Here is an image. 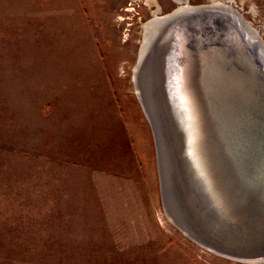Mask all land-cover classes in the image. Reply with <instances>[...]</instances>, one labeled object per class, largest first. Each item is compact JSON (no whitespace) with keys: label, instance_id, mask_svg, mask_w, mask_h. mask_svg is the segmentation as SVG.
<instances>
[{"label":"rangeland","instance_id":"obj_1","mask_svg":"<svg viewBox=\"0 0 264 264\" xmlns=\"http://www.w3.org/2000/svg\"><path fill=\"white\" fill-rule=\"evenodd\" d=\"M150 1L0 0V264H264L171 221L134 81L156 10L220 1L264 41V0Z\"/></svg>","mask_w":264,"mask_h":264},{"label":"water","instance_id":"obj_2","mask_svg":"<svg viewBox=\"0 0 264 264\" xmlns=\"http://www.w3.org/2000/svg\"><path fill=\"white\" fill-rule=\"evenodd\" d=\"M185 7L191 9L184 8L183 12L171 16L174 11L164 17L166 20L136 65L137 93L155 138L163 206L171 221L202 246L241 261L264 262V209L253 214L245 212L247 205L241 207L229 199L228 182L213 169L212 178L207 176L198 164L201 159L187 152L191 137L184 143L188 135L182 131L194 129L185 126L192 107L187 106L179 92L182 84L195 92L194 84L197 87L203 80L198 69L201 62L189 66L193 56L217 49L223 51L221 58L233 59L234 79L241 81L235 87L239 93L235 104L239 116L245 117L247 128L254 134L253 146L259 154L258 160L264 164V41L232 5ZM176 34L183 40L178 47L167 49ZM236 41H240L247 63L254 70L237 62ZM183 66L186 67L177 78L179 72L175 74V71ZM186 96L191 100V95ZM182 106L188 120L176 114L183 112ZM203 164L209 165L205 160ZM261 189L264 193V181Z\"/></svg>","mask_w":264,"mask_h":264},{"label":"bare ground","instance_id":"obj_3","mask_svg":"<svg viewBox=\"0 0 264 264\" xmlns=\"http://www.w3.org/2000/svg\"><path fill=\"white\" fill-rule=\"evenodd\" d=\"M151 2H154V0H151ZM212 3H214L212 5H218L222 2L212 1ZM188 5L179 6L171 16L183 12L182 10L191 9L185 7ZM166 18L159 16L156 10L154 18L144 25V41L141 53L145 51L148 42L151 41L154 33ZM253 33L257 35V32L253 31ZM172 39L175 41L168 45L167 49L170 46L178 47V44L183 40L178 34L174 35ZM236 42L234 48L238 57L237 62L244 68L254 70L253 66L247 63L248 60L244 55V49L240 46V41ZM222 52L217 49L214 51L208 49L204 53H198L197 56L191 58L189 66L201 62L198 69L202 73L203 80L201 85L198 83L197 87L194 84L195 92L187 90V84H182L179 92L182 93V99L187 103V106L192 107L190 108L191 117L188 120L187 115L184 113V105L182 106L183 112L177 111L176 114L181 119L188 120L185 126L190 129L194 126L191 131H182L183 134L188 135L184 139V143L191 137V144L187 145V152L201 159L198 164L204 169L207 176L212 178L211 170L213 169L219 176L224 178L228 182V184L225 183L226 186L230 189L229 199L241 207L247 205L248 208L244 211L253 214L257 210L260 212L261 209H264V193L261 189L264 181V164H261L258 160L260 159V157H257L259 154L253 146L254 134L250 127L247 128L245 117L239 116L240 112L235 104L239 97V93L235 92V87L241 81L234 79L236 70L233 59L221 58ZM170 57L173 58L174 56L170 55ZM185 67L183 66L180 71H175V74L179 72L176 75L177 78L182 75L180 72H183ZM136 70L137 66L134 70L135 82ZM203 88H205V92ZM189 89H191V86ZM186 95H191V100ZM177 103L179 102H175L178 107ZM204 160L209 165L204 166ZM256 229H253V232ZM249 262L261 263L262 261Z\"/></svg>","mask_w":264,"mask_h":264},{"label":"flooded vegetation","instance_id":"obj_4","mask_svg":"<svg viewBox=\"0 0 264 264\" xmlns=\"http://www.w3.org/2000/svg\"><path fill=\"white\" fill-rule=\"evenodd\" d=\"M158 11V10H157Z\"/></svg>","mask_w":264,"mask_h":264}]
</instances>
